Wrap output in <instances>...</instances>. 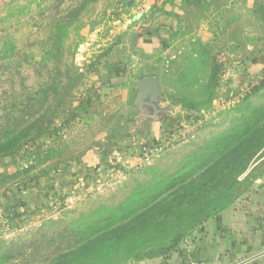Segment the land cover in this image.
<instances>
[{
    "label": "rangeland",
    "instance_id": "rangeland-1",
    "mask_svg": "<svg viewBox=\"0 0 264 264\" xmlns=\"http://www.w3.org/2000/svg\"><path fill=\"white\" fill-rule=\"evenodd\" d=\"M143 1L0 0V143L40 118L33 106L44 89L60 78L69 88L58 107L43 109L48 132L0 152V204L28 189L55 193L53 206L0 216V264H146L245 209L264 183V71L240 76L264 55V0L186 10L152 55L130 34ZM122 44L135 57L130 98L137 79L154 76L177 119L148 160L136 153L134 164L71 191L65 173L111 125L81 111Z\"/></svg>",
    "mask_w": 264,
    "mask_h": 264
},
{
    "label": "crops",
    "instance_id": "crops-1",
    "mask_svg": "<svg viewBox=\"0 0 264 264\" xmlns=\"http://www.w3.org/2000/svg\"><path fill=\"white\" fill-rule=\"evenodd\" d=\"M214 1H143V8L135 12L138 25L130 31L138 51L146 55L154 54L163 45L164 35L178 28L186 10ZM129 48L128 44L114 47L96 99L81 111V115L107 119L111 125L74 170L65 173L70 184L65 183L66 189L68 186L72 191L74 184L83 182L85 177L89 181L90 178L105 176L134 164L138 156L136 153H139L136 141L154 148L177 119L179 110L161 97L158 80L154 76L137 79L136 94L133 99L130 98L127 86L133 79L130 62H134L132 59L135 57L130 58ZM248 49L251 47L247 46ZM258 56L251 59L248 73L240 75L242 79L246 80L249 75L254 78L264 71V55ZM74 189L79 190L78 187ZM51 190L28 189L24 197H14L13 205L0 204V216L22 213L23 209L28 211L49 201V205L53 206L55 193ZM244 208L222 219L209 221L178 251L146 264H264V183L256 189Z\"/></svg>",
    "mask_w": 264,
    "mask_h": 264
},
{
    "label": "trees",
    "instance_id": "trees-1",
    "mask_svg": "<svg viewBox=\"0 0 264 264\" xmlns=\"http://www.w3.org/2000/svg\"><path fill=\"white\" fill-rule=\"evenodd\" d=\"M64 42H63V44L60 45L59 52L64 49ZM56 52L58 53L57 50H56ZM60 71L61 70L57 69L58 73H60ZM61 76H63V75L61 74ZM51 88H52V90H49V88L44 89V96H43L42 100L36 101L35 106H33V108L38 106V108H39L38 109V113H39L38 117H40V118L38 119V118L34 117L32 125H29L25 129H23L20 133L14 134L10 138V142H8L7 144L2 145V143H0V152L4 151V150H10L11 149L12 153H14L21 148L20 146H18L19 145L18 143L21 141V139L24 138V140H26L30 136L40 137V135H42L43 133H46L50 130L51 126L54 123L52 122V120H49L50 117L49 116L47 117V114H42L43 109L45 106L47 107V109H49V107L53 106V103H56V107H58L61 102H64L66 95H67V91L69 89L68 85L66 83L63 84L61 78L56 80L55 85H53ZM26 117L28 119L30 118V116H28V114H26ZM2 131H3V129L0 130V134L3 133ZM172 251H170V252H172Z\"/></svg>",
    "mask_w": 264,
    "mask_h": 264
},
{
    "label": "built area",
    "instance_id": "built-area-1",
    "mask_svg": "<svg viewBox=\"0 0 264 264\" xmlns=\"http://www.w3.org/2000/svg\"><path fill=\"white\" fill-rule=\"evenodd\" d=\"M136 146L142 157H144L145 160H148L153 153L151 147L145 142L138 141H136Z\"/></svg>",
    "mask_w": 264,
    "mask_h": 264
}]
</instances>
